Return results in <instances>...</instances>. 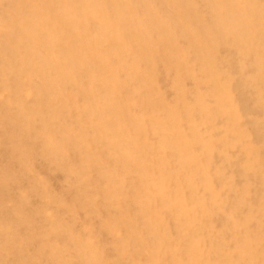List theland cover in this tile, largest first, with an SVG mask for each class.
<instances>
[{
	"label": "bare ground",
	"instance_id": "bare-ground-1",
	"mask_svg": "<svg viewBox=\"0 0 264 264\" xmlns=\"http://www.w3.org/2000/svg\"><path fill=\"white\" fill-rule=\"evenodd\" d=\"M0 264H264V0H0Z\"/></svg>",
	"mask_w": 264,
	"mask_h": 264
},
{
	"label": "rangeland",
	"instance_id": "rangeland-1",
	"mask_svg": "<svg viewBox=\"0 0 264 264\" xmlns=\"http://www.w3.org/2000/svg\"><path fill=\"white\" fill-rule=\"evenodd\" d=\"M262 152V151H261ZM214 216H216V215H214Z\"/></svg>",
	"mask_w": 264,
	"mask_h": 264
}]
</instances>
